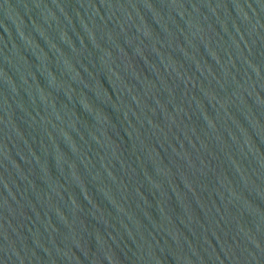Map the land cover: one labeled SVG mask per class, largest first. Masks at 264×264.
Masks as SVG:
<instances>
[{
	"label": "water",
	"instance_id": "1",
	"mask_svg": "<svg viewBox=\"0 0 264 264\" xmlns=\"http://www.w3.org/2000/svg\"><path fill=\"white\" fill-rule=\"evenodd\" d=\"M0 264H264V0H0Z\"/></svg>",
	"mask_w": 264,
	"mask_h": 264
}]
</instances>
